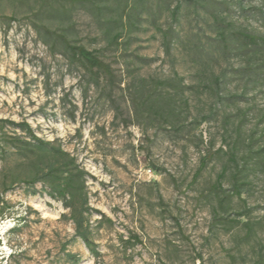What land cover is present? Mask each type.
Listing matches in <instances>:
<instances>
[{"label": "rangeland", "instance_id": "1", "mask_svg": "<svg viewBox=\"0 0 264 264\" xmlns=\"http://www.w3.org/2000/svg\"><path fill=\"white\" fill-rule=\"evenodd\" d=\"M198 1L0 0V118L27 122L88 173L97 252L48 183L25 182L50 158H26L14 143L29 137L5 124L0 264H264V45L230 35L264 36V0ZM214 16L229 24L227 49ZM53 32L113 77L90 75ZM238 167L242 191L222 209L218 185Z\"/></svg>", "mask_w": 264, "mask_h": 264}, {"label": "trees", "instance_id": "2", "mask_svg": "<svg viewBox=\"0 0 264 264\" xmlns=\"http://www.w3.org/2000/svg\"><path fill=\"white\" fill-rule=\"evenodd\" d=\"M183 1L192 3L194 5L200 4L198 0ZM179 9L180 5L178 2L171 11V18L174 22L177 21ZM213 20L216 27L218 28V34L223 46L225 49H227L230 42L228 40L227 34L224 32V29L229 24L226 23L225 19L222 17L214 16ZM52 34L62 40V42L65 44V47L69 50L71 56L80 61L85 70L88 71L90 75L96 76L99 72H101L108 79L113 77V72L110 65L100 56H98L94 50L87 49L80 44H72L59 33L53 32ZM230 35L232 39L237 41L244 48H254L264 45V36L247 32L242 29L233 30L230 32ZM163 39L165 50L168 52L170 39L168 38L167 32H164ZM218 81L219 80L217 78L214 81L217 89ZM241 97V95L233 94L226 98L232 100ZM5 124L19 128L29 137L30 141H21L16 139L17 141L14 143L16 150H18L21 154H24L26 158H28L30 155H36L38 158H42L43 156L50 158V161L45 163L44 167L37 166L43 161H36L37 165L35 166V173L25 182L31 186L39 181L48 183L50 189L52 190L49 193L50 196L60 199L65 207L70 208L69 216L73 222L76 235L92 252H94V254H97L92 246L93 242L89 238L87 231V220L85 218V214H89L91 211V208L87 205V195L84 191L85 176H87L88 173L77 166L75 159L70 156L67 151L59 146L54 145L52 141L38 137L27 122H15L0 118V129ZM210 154L212 153L207 152V154L202 157L200 165L194 174L192 181L196 180L207 160L210 158ZM240 176V169L238 167L232 174V182L228 188H223L221 185H218L220 192V208L223 209L231 197L235 195L238 196L241 193L242 182L239 179ZM75 197H77L79 203L78 207H76L71 201ZM256 264H261V261H257Z\"/></svg>", "mask_w": 264, "mask_h": 264}]
</instances>
